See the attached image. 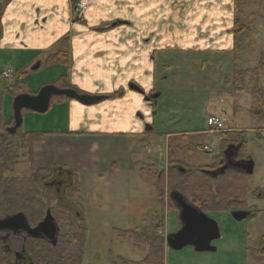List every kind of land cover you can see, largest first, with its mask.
Returning <instances> with one entry per match:
<instances>
[{"label": "crops", "instance_id": "1", "mask_svg": "<svg viewBox=\"0 0 264 264\" xmlns=\"http://www.w3.org/2000/svg\"><path fill=\"white\" fill-rule=\"evenodd\" d=\"M74 1L9 0L3 6L0 79L8 69L17 79L22 72L49 69L47 76L51 75L52 81L66 75L75 93L101 98L89 105L75 99L50 102L49 113L24 131L40 136L26 141L23 163L30 172L49 167L70 170L78 177L83 197L85 187L107 174L113 175V181L119 174H147L149 165L142 166L130 140L151 132L145 129L158 97L150 101L153 105L145 97L159 95L157 80H167L164 55L199 48L218 52L219 47H232L234 51L235 11L234 0H86L83 18L77 20ZM118 22L123 24L116 25ZM64 37L69 41L68 65L44 66L48 54ZM199 38L206 39L200 42ZM155 57L160 58L158 66ZM34 66L37 69L32 70ZM9 98L10 121L13 100ZM3 106L6 109L4 101ZM175 134L162 135L167 162L185 165L173 157L169 147L172 139L179 140ZM140 185L142 189L144 184ZM149 190L154 195L153 184ZM89 192L86 196H91ZM153 208L148 212L149 223L158 211L157 205ZM164 209L177 216L176 208L165 203Z\"/></svg>", "mask_w": 264, "mask_h": 264}, {"label": "rangeland", "instance_id": "2", "mask_svg": "<svg viewBox=\"0 0 264 264\" xmlns=\"http://www.w3.org/2000/svg\"><path fill=\"white\" fill-rule=\"evenodd\" d=\"M233 3L234 51L232 47L229 50L219 47L218 52L199 48L166 53L163 74L167 76V80H157L160 96L158 95L155 106L150 102L153 105L148 115L151 122L146 123L153 130L130 142L143 167L154 163L156 170L162 171L166 170L168 156L164 141L161 142L162 135L176 133L179 140L171 138L169 146L173 157L187 166H208L219 153V136L206 132V119L211 115L221 116L226 128L246 132L248 159L253 164L251 173L246 175L247 213L248 216L254 214V217L237 222L227 213L207 214L217 224L220 235L219 239L211 243L215 250L197 252L192 246L175 250L166 244L164 264H264V254L257 253L264 250V120L251 115L253 98L249 91L234 86L239 72L258 67L262 56L264 58V0H234ZM118 24L123 22L116 25ZM159 27L160 25L157 28ZM201 39L199 38L200 42L206 38ZM159 62L160 58L155 57L156 66ZM8 71L10 78L0 79V97L6 103L4 123L11 118L10 98L5 91L8 86L17 85L21 93L34 95L45 83L54 84L52 76H47L49 69H44L42 73L27 71L20 79L15 78V72L10 69ZM249 78L243 79V82H248ZM256 78L264 89L263 68L254 77ZM48 113L49 111L36 114L23 110L20 133L27 131L29 125ZM181 133H186V137H180ZM203 146L213 150L203 151ZM230 149L236 151L235 146ZM148 150L152 153L147 154ZM166 152L167 156L164 155ZM30 174L25 163L8 172V176L13 177H27ZM111 177L113 175L107 174L103 179L93 181L91 186L84 188L86 192H92L91 196H86L85 191L81 196L87 220L82 264H109L110 252L113 256L131 261L143 259L148 248L118 237L115 229L144 231L149 223L148 212L154 210L155 205L158 211L152 216L162 221L164 230L158 232V235L165 233L167 239L181 227L179 217L165 211L166 209L162 211L163 207H159L155 193L150 194L149 184H154L153 178L137 172L119 174L116 181ZM127 181L129 185L126 184ZM140 183L144 184L142 189L138 188Z\"/></svg>", "mask_w": 264, "mask_h": 264}, {"label": "trees", "instance_id": "3", "mask_svg": "<svg viewBox=\"0 0 264 264\" xmlns=\"http://www.w3.org/2000/svg\"><path fill=\"white\" fill-rule=\"evenodd\" d=\"M8 1L0 0V13ZM68 47V37L60 39L55 49L48 54L44 66H67ZM262 67L261 62L254 69L239 72L235 77L234 86L249 91L253 98L251 115L256 118L262 117L264 120V115H259L257 103L261 94L254 80L257 71ZM247 77H250L248 82H243ZM54 86L72 90L66 75L59 76L54 81ZM5 91L11 96V100L16 95L22 94L17 85L14 87L10 85ZM114 96L116 95L110 97ZM65 99L69 98L53 96L50 102ZM4 111L3 101L0 99V219L21 213L26 218L28 226L34 228L49 212L58 231L55 243L43 238H32L24 232L19 234L0 232V264H82L87 220L82 208L77 175L62 167H49L36 170L27 177L8 176L10 167L24 162L27 155L26 141L39 140L40 136L35 133H20L19 129L14 133L7 132L5 129L11 124L12 119L4 123ZM230 143L241 144L237 156L239 159L248 157L246 132L231 131L219 136V153L213 157L211 165L187 166L170 161L165 173L163 170H156L154 164L145 168L148 176L154 180L153 186L159 207L162 208L166 203L168 207L174 209L170 195L177 192L205 214L247 211L245 174L235 170H227L215 178L205 174L206 170L218 166L224 148ZM179 167L183 168V171H180ZM58 173L65 174L68 178V184L62 191V200L50 187V183ZM253 217L254 214H251L247 219ZM161 229L163 224L157 217H154L141 232L115 229L118 237L128 239L135 245L145 246L148 248V253L139 261H131L121 256H113L110 252L109 264H164L165 238L158 235ZM15 253H18L20 258H16ZM257 253L264 254V250H259Z\"/></svg>", "mask_w": 264, "mask_h": 264}, {"label": "water", "instance_id": "4", "mask_svg": "<svg viewBox=\"0 0 264 264\" xmlns=\"http://www.w3.org/2000/svg\"><path fill=\"white\" fill-rule=\"evenodd\" d=\"M37 69V66L32 67V70ZM130 88L143 94L140 89L134 85H129ZM53 96H66L69 99H75L83 105H89L95 101L100 100L99 97L79 95L70 89H59L53 85L42 87L35 95L19 94L13 98L12 114L14 125L9 130L11 133L16 132L22 125V111L28 110L38 114H43L48 110L50 99ZM158 94L151 97H145L149 102L151 99H156ZM151 127L147 126L146 131H151ZM252 161L249 159L236 161L231 169L237 170L245 175H249L252 171ZM226 167L220 169L223 173ZM206 175L216 177V173L205 171ZM172 202L178 210V217L181 228L178 232L168 236L166 244L172 249L179 250L185 246H192L197 252L214 251L211 243L219 239V231L217 224L207 217L206 214L198 210L195 206L190 204L187 199L180 193H172L170 195ZM231 217L237 222L247 218V212H232ZM58 228L49 212L46 213L45 218L34 228H30L27 224L26 218L21 213L0 219V232L20 233L25 232L32 238L43 237L51 243H55Z\"/></svg>", "mask_w": 264, "mask_h": 264}, {"label": "flooded vegetation", "instance_id": "5", "mask_svg": "<svg viewBox=\"0 0 264 264\" xmlns=\"http://www.w3.org/2000/svg\"><path fill=\"white\" fill-rule=\"evenodd\" d=\"M261 62L263 63V69H264V58H262L261 59ZM260 62V63H261ZM259 63V64H260ZM259 71H261V69H259L258 71H257V75H258V72ZM257 75H255V77L257 76ZM255 81H256V84L258 85V90L260 91V94H261V97H260V100L258 101V103H257V105H258V111H259V115L260 116H263L264 115V89H262L261 87H260V85H259V83H258V81H257V78L256 79H254ZM23 112V111H22ZM261 119H262V117H261ZM13 125H14V121H13V114H12V120H11V124L9 125V126H7V128L5 129V130H7V132H10L9 130L13 127ZM231 146H236V144H234V143H230V144H228L225 148H224V150H223V153H222V157L218 160V166H216L215 168H212V169H209V170H207L208 172H211V174L212 173H216V177L217 176H219V175H221V174H223L225 171H227V170H232L231 169V167H232V165H234L235 164V162L239 159L237 156H238V152H239V149H240V146H241V144H238V148H237V151H236V153L235 152H233L231 149H230V147ZM17 166V165H16ZM16 166H12V167H10V169L12 168H14V167H16ZM223 167H226V170L223 172V173H220V169L221 168H223ZM10 169H9V171H10ZM208 176H211L212 177V175H208ZM213 178H215V177H213ZM68 184V178L66 177V175L65 174H62L61 175V173H58L56 176H55V178H54V180L50 183V187L51 188H53L55 191H56V193H57V195H58V198L59 199H63L62 198V191H63V189H64V187L66 186ZM251 215V214H250ZM249 215V216H250ZM46 216V215H45ZM248 216V217H249ZM36 227V226H35ZM181 228V227H180ZM180 230V229H179ZM5 233H12V232H5ZM20 233H22V232H20ZM25 233V232H24ZM13 234H15V233H13ZM17 234H19V233H17ZM39 238H43V237H39ZM43 239H45V238H43ZM46 240V239H45ZM48 241V240H47ZM50 242V241H49ZM15 257L16 258H20V256H19V254L18 253H15Z\"/></svg>", "mask_w": 264, "mask_h": 264}, {"label": "built area", "instance_id": "6", "mask_svg": "<svg viewBox=\"0 0 264 264\" xmlns=\"http://www.w3.org/2000/svg\"><path fill=\"white\" fill-rule=\"evenodd\" d=\"M86 7H87L86 0H78L75 2L74 12L76 13L78 19L82 17V13L86 9ZM2 75L5 79L10 78L9 71H4ZM206 123H207L208 132L210 133L219 134L226 131L222 119L220 117H214V116L208 117ZM204 150L210 151V149L207 147H204Z\"/></svg>", "mask_w": 264, "mask_h": 264}]
</instances>
